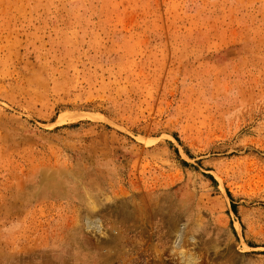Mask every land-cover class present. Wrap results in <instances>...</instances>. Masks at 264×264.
Listing matches in <instances>:
<instances>
[{"label":"rangeland","instance_id":"374dc122","mask_svg":"<svg viewBox=\"0 0 264 264\" xmlns=\"http://www.w3.org/2000/svg\"><path fill=\"white\" fill-rule=\"evenodd\" d=\"M0 264H264V0H0Z\"/></svg>","mask_w":264,"mask_h":264}]
</instances>
